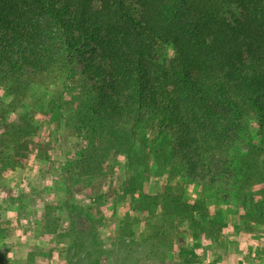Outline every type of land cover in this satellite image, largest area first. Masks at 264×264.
Segmentation results:
<instances>
[{
  "label": "trees",
  "instance_id": "1",
  "mask_svg": "<svg viewBox=\"0 0 264 264\" xmlns=\"http://www.w3.org/2000/svg\"><path fill=\"white\" fill-rule=\"evenodd\" d=\"M159 43L172 45V58L158 59ZM59 61L78 73L81 86L70 126L88 140L70 160L77 176L99 174L110 150L133 164L132 143L117 133L129 122L130 132L140 127L167 141L171 160L155 158L164 148L149 152L162 163L156 171L204 185L228 183L236 175L237 131L248 116L260 138L244 140L237 157L264 180V0H0V73L42 75ZM65 180L70 186L73 173ZM140 180L122 193L134 196L132 207L153 230L149 239L159 225L178 227L176 217L196 230V239L212 242L222 232L223 222L200 214V201L180 198L181 183L151 193L148 178ZM254 209L249 220L264 221V198ZM68 213L89 223L86 214ZM52 232L46 227L45 235Z\"/></svg>",
  "mask_w": 264,
  "mask_h": 264
},
{
  "label": "rangeland",
  "instance_id": "2",
  "mask_svg": "<svg viewBox=\"0 0 264 264\" xmlns=\"http://www.w3.org/2000/svg\"><path fill=\"white\" fill-rule=\"evenodd\" d=\"M173 55L171 44L159 43L158 59ZM78 76L74 71L70 73L63 61L42 75L25 70L15 76L0 73V207L14 203L21 208L10 214L8 210L0 211V264H171L167 258H155L165 249L164 242H144L152 235V228L142 229L132 223L124 226L131 222L132 215L138 217L141 212L138 205L132 207L133 199L122 193L128 186H140L145 176L146 186L155 190L168 183L164 171L155 170L162 163L149 153L158 146L166 153L156 154L155 158L170 159V152L162 144L167 141L153 138L140 127L130 132V123L126 122L117 133H126L128 143H132L133 150L128 154L133 164L110 150L99 174L90 179L77 176L70 160L85 149L88 140L84 131L71 127L75 122L74 97L81 94ZM237 135L231 163L236 175L228 183L220 179L209 185L190 183L180 174L172 182L181 183L180 198L201 202L203 207L198 211L204 218L210 215L223 222L216 240H236L234 260L240 258V264H264V221H250L248 217L253 216L257 210L254 206L264 198V180L259 174L249 173L237 157L243 152L244 140L253 143L260 138L256 121L246 116L245 127ZM256 157L251 151L250 158ZM138 162L144 166L138 167ZM69 172L73 173L70 186L65 180ZM75 204L78 209L73 207ZM68 209L73 217L86 214L89 223H80L83 217L71 220ZM44 227L45 231L46 227L52 229V234L45 235ZM226 231L232 240L228 235L223 238ZM246 234L253 239L248 249ZM87 246L94 249L86 250ZM223 250L217 249L220 253Z\"/></svg>",
  "mask_w": 264,
  "mask_h": 264
},
{
  "label": "crops",
  "instance_id": "3",
  "mask_svg": "<svg viewBox=\"0 0 264 264\" xmlns=\"http://www.w3.org/2000/svg\"><path fill=\"white\" fill-rule=\"evenodd\" d=\"M2 173L3 172H0V186L3 185L2 180H1L3 179ZM163 175L168 177V174L165 171L163 172ZM81 177H85L87 179L92 178V177H87V176H81ZM154 177L158 178V176L157 177L154 176ZM172 181H173V178L168 177L167 184L159 185L156 188V190L153 189L150 185L147 188V190L150 191L151 193H156V192H160L163 190L172 192L175 189L174 187H176V184L174 185ZM188 182L192 183L190 180ZM167 186L169 187V190L166 189ZM125 198L133 199L134 196L126 194ZM20 209L21 208L17 204H14V203H8L6 207H0V211L5 212V210H8L7 212L8 214L12 212H17ZM127 212L128 210L126 211V213ZM158 212L159 210L155 214L157 223L160 222L159 221L160 219H158L160 217V214ZM126 213L124 212V217L126 216ZM184 220H185L184 217L178 220H175V222L180 221V225L178 227L173 226V225H170V226H160L159 225L158 230L155 233L156 234L155 239L154 238L148 239V244L157 242L159 240L161 241L162 239H164V241L163 240L162 241L165 243L166 251L165 253L162 252V254L164 253L163 257L168 259L167 262H170L171 264H221V262L222 264H240L239 263L240 258H237V260L233 259L234 258L233 254L236 252V244H237L236 240L235 242H233L230 240L221 241L218 239V241L215 240L212 242H207V241H203L198 238L196 239L194 236V233L196 230L192 226H188L184 224ZM129 221H131L130 223H132V226L138 225L142 229L149 228L147 225L143 224L140 216L137 217V216L132 215ZM227 231H229L228 233H230L232 230L228 229ZM227 231L223 234L224 235L223 238H226V236L228 235ZM229 237L230 236L228 235V238ZM244 238H245L244 241L247 244V247L245 249H248L249 246H251L253 239L250 234H246ZM238 239L241 240V238H238ZM219 247H222L224 249L223 250L224 252L220 253L219 251H217ZM145 249L146 248H144V250ZM136 252L141 254L139 250H137ZM221 254L222 255L225 254V256L222 257ZM216 257H219L218 260H216ZM157 258H159L162 261L161 253L157 256Z\"/></svg>",
  "mask_w": 264,
  "mask_h": 264
}]
</instances>
